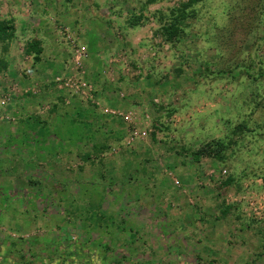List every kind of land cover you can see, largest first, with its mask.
<instances>
[{
    "label": "rangeland",
    "instance_id": "obj_1",
    "mask_svg": "<svg viewBox=\"0 0 264 264\" xmlns=\"http://www.w3.org/2000/svg\"><path fill=\"white\" fill-rule=\"evenodd\" d=\"M178 4L0 0L24 30L0 44V264H264V0H202L166 42Z\"/></svg>",
    "mask_w": 264,
    "mask_h": 264
},
{
    "label": "trees",
    "instance_id": "obj_2",
    "mask_svg": "<svg viewBox=\"0 0 264 264\" xmlns=\"http://www.w3.org/2000/svg\"><path fill=\"white\" fill-rule=\"evenodd\" d=\"M70 1V0H69ZM159 0H151L156 2ZM202 0H179V4L176 8L169 11V17L164 25L160 28L159 32L166 42H172L174 39H178L183 35L185 28L188 27L189 20H195L196 14L194 6L200 3ZM142 16L132 17L128 21V26L136 27L140 24ZM15 37V27L12 20H0V44L2 45V51L6 53L9 48V43ZM43 52L40 43L37 40H33L25 45L24 55L32 57L35 62H39V58ZM245 128L241 127L235 129L231 136H237L241 134ZM234 144L232 138L227 139H213L209 142L202 144L199 148L190 152V157L193 162L198 163L201 159L207 158L224 162L227 160V152ZM88 159V155H86ZM233 179L228 177L222 184L224 186L232 185Z\"/></svg>",
    "mask_w": 264,
    "mask_h": 264
},
{
    "label": "crops",
    "instance_id": "obj_3",
    "mask_svg": "<svg viewBox=\"0 0 264 264\" xmlns=\"http://www.w3.org/2000/svg\"><path fill=\"white\" fill-rule=\"evenodd\" d=\"M13 17H11L10 19H12V21H13V24H14V27H15V38L9 43V50H11V49H13V47L15 46V44L17 43L18 44V42H20V37L19 38H17L18 37V35H17V32H19L20 34H21V32L23 33L24 32V30H23V23H22V19H21V17H19L20 15L18 14V13H15V14H13L12 15ZM19 19V21H18V24H19V27H17V23L15 24V22H14V19ZM0 20H2V19H0ZM23 36V35H22ZM31 41H33V40H27L25 43H24V48H25V45L27 44V43H29V42H31ZM42 47V46H41ZM23 51H24V49H23ZM27 57V56H26ZM29 57V56H28ZM7 59H8V57H7ZM38 74V73H37ZM41 74V73H40ZM40 74H38L37 76H35V78H33L32 79V81H34L35 82V79L36 78H38V79H40L42 76L40 75ZM66 77V76H68V74L66 73V74H64L62 77ZM29 81H28V79H24V81L22 82L23 84H26V83H28ZM44 83H42V85H43ZM29 99H35V98H29ZM26 105H28V104H26ZM23 128H26L25 126L23 127ZM27 128H29V127H27ZM37 128H40L41 130H44V128H43V125H41V126H39V127H37ZM24 130V129H23ZM40 132H42L43 133V131H40ZM41 134V133H40ZM45 135V134H44ZM8 138H7V140L4 142V144H7V143H11V142H14V138H12L10 135L9 136H7ZM24 139V141L25 142H29V139L28 138H26V137H24L23 138ZM39 141L36 139V140H34V141H32V138H31V140H30V144H32V143H34V145H36L37 143H38ZM28 155L29 154H27V155H25L27 158H28ZM11 156V155H10ZM13 168H10L9 170H7L6 172H5V175L7 176V177H11L12 175V177H14L15 175V171L14 170H12ZM16 177V176H15ZM35 178L33 177V180L31 179V181H30V185H31V187H29V192L27 193V195H25V196H27V197H31V196H36V191H35V184L37 185L38 183L36 182V180H34Z\"/></svg>",
    "mask_w": 264,
    "mask_h": 264
},
{
    "label": "built area",
    "instance_id": "obj_4",
    "mask_svg": "<svg viewBox=\"0 0 264 264\" xmlns=\"http://www.w3.org/2000/svg\"><path fill=\"white\" fill-rule=\"evenodd\" d=\"M64 32L66 33V37L69 39V43L71 44L72 49V62H74L75 65V70L79 71V74L82 75V64H81V60L85 57V49L83 47H77L74 44V41L71 39L70 37V33H67V29H64ZM67 81H70V79H68ZM85 85V84H84ZM83 85V86H84ZM75 87V90H78V87H76L75 85H71ZM86 86V85H85ZM134 134L136 135V132L134 131Z\"/></svg>",
    "mask_w": 264,
    "mask_h": 264
}]
</instances>
